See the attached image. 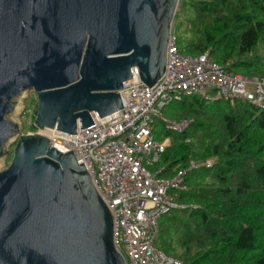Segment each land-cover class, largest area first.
<instances>
[{"label":"water","instance_id":"95a60500","mask_svg":"<svg viewBox=\"0 0 264 264\" xmlns=\"http://www.w3.org/2000/svg\"><path fill=\"white\" fill-rule=\"evenodd\" d=\"M180 0H0V158L14 99L33 91L36 134L0 171V264H125L110 211L83 164L43 132L76 135L122 104L137 72L154 89Z\"/></svg>","mask_w":264,"mask_h":264},{"label":"trees","instance_id":"16d2710c","mask_svg":"<svg viewBox=\"0 0 264 264\" xmlns=\"http://www.w3.org/2000/svg\"><path fill=\"white\" fill-rule=\"evenodd\" d=\"M174 20L181 54L264 79V0H180ZM173 104L171 120L190 126L178 135L156 123L170 144L153 171L168 179L191 161L213 165L189 172L186 192L171 191L192 207L160 218L155 247L184 264H264V111L196 96Z\"/></svg>","mask_w":264,"mask_h":264},{"label":"built area","instance_id":"2783aa9c","mask_svg":"<svg viewBox=\"0 0 264 264\" xmlns=\"http://www.w3.org/2000/svg\"><path fill=\"white\" fill-rule=\"evenodd\" d=\"M122 109L104 117L92 115L94 125L76 135L45 130L53 148L73 153L106 207L113 224V245L125 264H184L155 247L158 220L175 210L188 209L177 203L171 191L186 192L185 177L200 167L210 169L211 160L191 161L172 178L164 179L151 169L170 141L156 138L160 122L166 132L184 134L190 121L166 119L162 111L171 103L190 96L205 101H241L264 111V79L230 73L226 66L209 60L207 54L186 56L179 52L171 32L166 48V69L152 90L137 72L119 91ZM193 208H197L193 206Z\"/></svg>","mask_w":264,"mask_h":264},{"label":"rangeland","instance_id":"374dc122","mask_svg":"<svg viewBox=\"0 0 264 264\" xmlns=\"http://www.w3.org/2000/svg\"><path fill=\"white\" fill-rule=\"evenodd\" d=\"M178 22H179L178 20H174L172 24V31L176 37L180 36L179 32H177L178 28L176 27V24H178ZM259 54L261 57H263L264 49H262L259 52ZM14 102H15V105H14L13 113L7 119L11 123L17 125V135L14 138L10 139L4 147L3 155L0 158V171L5 170L10 165L16 141L21 136L33 135V134H36L37 132V130L33 129L34 127L33 126V122H34L33 115L37 107V99H36V95L34 94V92L32 90L22 92L17 98L14 99ZM175 107L176 105H174L173 103L169 104L162 111V115L164 116V118L173 119V117L170 116L169 113ZM157 123H160V122H157ZM157 132H158V126L156 124L155 125L156 135H157ZM211 161L213 162V160ZM156 168H158V165H156L153 169H151V171L154 172L153 170ZM159 223H160V219L158 220V225Z\"/></svg>","mask_w":264,"mask_h":264},{"label":"bare ground","instance_id":"6f19581e","mask_svg":"<svg viewBox=\"0 0 264 264\" xmlns=\"http://www.w3.org/2000/svg\"><path fill=\"white\" fill-rule=\"evenodd\" d=\"M43 134H44L45 136H48V135L50 136V133H48L47 131H44Z\"/></svg>","mask_w":264,"mask_h":264}]
</instances>
